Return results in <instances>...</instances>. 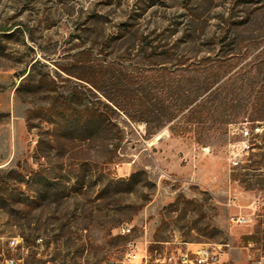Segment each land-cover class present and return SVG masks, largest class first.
<instances>
[{
  "label": "rangeland",
  "instance_id": "374dc122",
  "mask_svg": "<svg viewBox=\"0 0 264 264\" xmlns=\"http://www.w3.org/2000/svg\"><path fill=\"white\" fill-rule=\"evenodd\" d=\"M82 118L102 123L88 133ZM11 169L36 174L40 198L0 206V264H106L145 239L256 264L264 0H0V170ZM123 223L130 236L116 234Z\"/></svg>",
  "mask_w": 264,
  "mask_h": 264
},
{
  "label": "built area",
  "instance_id": "2783aa9c",
  "mask_svg": "<svg viewBox=\"0 0 264 264\" xmlns=\"http://www.w3.org/2000/svg\"><path fill=\"white\" fill-rule=\"evenodd\" d=\"M259 129L257 128L256 131ZM243 137H250V129L243 127ZM244 149H249L247 141L243 142ZM241 219H238V222ZM244 222H247L245 220ZM134 225L123 223L118 226L116 234L119 236H130ZM21 241L13 238L10 241L12 246H18ZM264 257L257 261L263 264ZM6 264H18L14 258L8 259ZM106 264H231L229 260L222 261L221 255L210 248L198 247L189 249L183 246H170V243H153L145 239L143 242L129 240L124 247L120 258H112Z\"/></svg>",
  "mask_w": 264,
  "mask_h": 264
},
{
  "label": "trees",
  "instance_id": "16d2710c",
  "mask_svg": "<svg viewBox=\"0 0 264 264\" xmlns=\"http://www.w3.org/2000/svg\"><path fill=\"white\" fill-rule=\"evenodd\" d=\"M154 49L156 48L154 47ZM214 83L215 82L213 81L212 83L204 84L202 87V90L203 91L208 90L210 86ZM188 104L189 103H187L186 105ZM116 106H118V108L123 110L131 119L133 118L126 110V107H123L121 105H116ZM143 106L147 110L146 112H149L148 106L144 104ZM78 114H79V111H78L77 106L69 107V113H67V111L66 112L63 111L62 125L71 124L72 122L71 118L77 116ZM138 120L143 121L147 127L150 124V120L145 116H142V118H139ZM74 121H77V124H81L82 126L80 128H82L84 132H88V133H92L96 131L98 127L100 126V123H102L101 121H99V119H95V118L93 120H90L87 118L74 119ZM69 130L70 129H65L64 132L69 131ZM253 147L261 148V146L259 145L258 146L254 145ZM35 177H36V174H34V177H31L25 180V176L21 174V172L17 171L16 169L0 170V206L1 205L5 206L10 203L12 204L19 203L23 200H25L28 205L35 204L38 198H40L34 195V193H38V191L36 192V190H34V185L36 183ZM10 178H13L14 182H9ZM45 182L47 183L49 182V180L48 181L46 180ZM24 185H26L28 192H25L22 190V186ZM30 192H33V194H31ZM24 193H28V194H25V197H24L23 196Z\"/></svg>",
  "mask_w": 264,
  "mask_h": 264
},
{
  "label": "crops",
  "instance_id": "0c3cea01",
  "mask_svg": "<svg viewBox=\"0 0 264 264\" xmlns=\"http://www.w3.org/2000/svg\"><path fill=\"white\" fill-rule=\"evenodd\" d=\"M188 248V247H187ZM196 248H198V247H195V246H192V247H189V249H196ZM257 264V263H256ZM263 264H264V262H263Z\"/></svg>",
  "mask_w": 264,
  "mask_h": 264
}]
</instances>
